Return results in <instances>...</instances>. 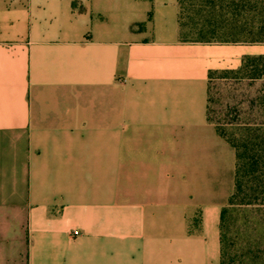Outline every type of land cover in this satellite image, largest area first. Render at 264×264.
I'll use <instances>...</instances> for the list:
<instances>
[{
	"label": "crops",
	"instance_id": "obj_1",
	"mask_svg": "<svg viewBox=\"0 0 264 264\" xmlns=\"http://www.w3.org/2000/svg\"><path fill=\"white\" fill-rule=\"evenodd\" d=\"M179 14L0 0V264L221 263L237 151L209 73L264 43L184 41Z\"/></svg>",
	"mask_w": 264,
	"mask_h": 264
},
{
	"label": "trees",
	"instance_id": "obj_2",
	"mask_svg": "<svg viewBox=\"0 0 264 264\" xmlns=\"http://www.w3.org/2000/svg\"><path fill=\"white\" fill-rule=\"evenodd\" d=\"M180 37L184 41L264 43V0H178ZM188 29V30H187ZM211 114L213 80L229 77L246 81L254 92L244 93L233 108L240 138L225 128L218 132L237 151L236 180L228 204L221 212V263L264 264V55L247 56L238 69L211 70ZM245 116V119L240 117ZM239 224L244 241L236 256H230L229 232ZM242 237V239H241Z\"/></svg>",
	"mask_w": 264,
	"mask_h": 264
},
{
	"label": "rangeland",
	"instance_id": "obj_3",
	"mask_svg": "<svg viewBox=\"0 0 264 264\" xmlns=\"http://www.w3.org/2000/svg\"><path fill=\"white\" fill-rule=\"evenodd\" d=\"M188 30V29H187ZM254 88H249L246 85V81H240L238 79H232L229 77H216L213 80V95L211 102V117L216 125L222 126L226 129L227 133L233 138H240L241 129L239 125H236L235 119L236 114L233 108L235 105L243 100L244 93L254 92ZM246 117H240V119H245ZM109 164L108 162H106ZM88 164L97 165L99 164L97 156L89 160ZM241 229H239V224L232 226L230 228L229 237L230 240V256H236L241 252L243 248L244 241L239 240L238 237L241 234ZM242 239V237H241Z\"/></svg>",
	"mask_w": 264,
	"mask_h": 264
}]
</instances>
